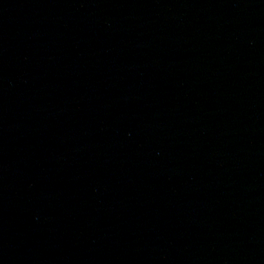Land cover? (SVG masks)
Listing matches in <instances>:
<instances>
[{
	"label": "water",
	"instance_id": "95a60500",
	"mask_svg": "<svg viewBox=\"0 0 264 264\" xmlns=\"http://www.w3.org/2000/svg\"><path fill=\"white\" fill-rule=\"evenodd\" d=\"M0 264H264V0H0Z\"/></svg>",
	"mask_w": 264,
	"mask_h": 264
}]
</instances>
